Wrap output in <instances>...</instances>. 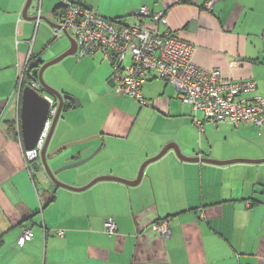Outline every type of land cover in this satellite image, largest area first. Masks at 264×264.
Masks as SVG:
<instances>
[{"label":"crops","instance_id":"0c3cea01","mask_svg":"<svg viewBox=\"0 0 264 264\" xmlns=\"http://www.w3.org/2000/svg\"><path fill=\"white\" fill-rule=\"evenodd\" d=\"M26 1L0 0V264H264V162H206L264 161V130L208 121L197 127L173 84L159 79L145 84L147 107L133 99L125 102L130 109L113 106L104 89L79 96L78 109L70 102L72 108L62 112L48 154L86 142L62 150L49 166L57 171L83 151L101 147L89 162L57 176L65 185L84 188L103 177L136 182L142 166L171 145L199 161H184L170 150L146 167L137 184L108 179L83 191L52 183L41 158L26 165L24 145L10 129L20 118L19 77L29 54L39 64L48 49L55 55L50 59L70 49L66 43L50 46L55 41L50 26L23 19ZM70 3L133 25L143 6L164 13L167 27L161 25L160 32L169 28L193 44L195 65L220 70L233 81L253 80L257 88L243 98L264 97V0H43V17L56 25L55 11ZM28 15L36 18V12ZM91 59L102 85L109 84V61L102 55ZM68 88L58 91L74 96L75 86ZM244 145L253 149L240 152ZM109 218L117 226L113 235L105 231ZM164 220L169 239L154 229ZM26 229L33 238L20 247Z\"/></svg>","mask_w":264,"mask_h":264},{"label":"built area","instance_id":"2783aa9c","mask_svg":"<svg viewBox=\"0 0 264 264\" xmlns=\"http://www.w3.org/2000/svg\"><path fill=\"white\" fill-rule=\"evenodd\" d=\"M36 1L38 27L42 23L43 0ZM64 6V11L58 13L57 26L53 27L54 39H62L67 34L72 37L80 60L101 54L113 66V80L118 95L149 106L143 96V87L151 80L159 79L177 87L179 100L192 108L193 123L199 128L208 121L214 125L228 123L235 128L250 125L264 130V97L243 98L246 93L255 91L257 83L253 80L233 81L220 70H205L195 65L193 56L196 49L193 44L169 28L160 32L161 25L167 27L164 13L154 14L143 6L137 13L138 23L133 25L126 20L110 21L82 4ZM31 58L32 54H29L26 67L19 77L18 99ZM33 88L40 92V86L34 84ZM45 97L50 104L49 115L36 148L33 151L23 150L27 166L40 159L58 112L59 102L48 95ZM20 128L19 118L16 125L18 133H21ZM19 142L22 145L21 138ZM154 229L164 239H169L172 234L167 220L158 221ZM116 230L115 220L107 219L106 233L113 235ZM58 235L64 237L63 232ZM32 238V231L26 229L18 241L19 246L23 247Z\"/></svg>","mask_w":264,"mask_h":264},{"label":"water","instance_id":"95a60500","mask_svg":"<svg viewBox=\"0 0 264 264\" xmlns=\"http://www.w3.org/2000/svg\"><path fill=\"white\" fill-rule=\"evenodd\" d=\"M32 3H33V0H27L26 1L24 11L22 14L23 19L25 21H36V18H30L28 15ZM42 21L52 28L57 26V25L49 22L44 17H42ZM66 36L68 37L70 44H71L70 49L67 52H65L64 54H62L60 57L54 59L53 61H51L49 63H45L44 65H42V67L39 70L38 78H32L31 84L26 86L23 89L22 99H21V111H20L21 128L20 129H21V134H22L23 145L27 151H33L36 148L37 143L39 141V138L41 136V133L44 129V125H45L46 120H47L48 115H49L50 104H49V101L46 99V97L43 95V92L46 93L48 96L55 98L59 102V108H58L57 115L55 117L51 132L48 136V139L46 141L44 149L41 153V160L43 162L44 171L52 183H54L57 186H60V187H63V188L69 189V190H74V191H83V190L93 186L94 184L100 182V181L108 180V179L118 180V181H122V182H125L128 184H137L141 181L146 167L149 164L161 159L170 150H174L176 152L177 156L184 161L194 162V161L200 160L199 158L185 157L181 153V151L179 150V148L177 146L171 145V146L166 147L157 157L147 161L142 166L136 182L129 183L128 181H124L121 179H116V178H112V177H103V178L95 179L88 186H86L84 188H73V187H70L68 185L61 183L57 178V176L61 172H64V171L70 170V169H74V168H77V167L84 165L85 163L92 160L99 153V151L101 149V147H100L97 150H95L93 153H92L91 149H87V150L83 151L82 153H80L78 156H76L74 158V162L72 164L67 165L61 169H58L57 171H52V169L49 166V160L54 159L55 156L57 154H59L62 150L66 149L68 147H71L75 144H80V143L86 142V141H83L80 143H72L69 145H65V146L55 150L53 153L48 154V147H49V144H50L51 139L53 137V134L55 132V128L57 126L59 118L63 112V108H64L65 103L66 102H72L74 104L73 105L74 109H78L81 106V102L77 98L70 96V95H64L63 93L51 88L49 85L46 84V82L43 79L44 72L50 66L59 63L60 61H62L63 59H65L68 56L76 55L77 45H76L75 40L72 37H70L68 34ZM39 66H40V63L30 67L28 69V72L30 73L34 68H37ZM34 84H38L41 87L40 92L33 88ZM109 85L111 87H115V82L113 79L109 83ZM202 160H205V159H202ZM206 162H210V163L216 164V165H226V164H230V163L232 164V163H238V162L259 164V163H263L264 161L240 160V161H232V162H217L214 160H209V161L206 160Z\"/></svg>","mask_w":264,"mask_h":264},{"label":"rangeland","instance_id":"374dc122","mask_svg":"<svg viewBox=\"0 0 264 264\" xmlns=\"http://www.w3.org/2000/svg\"><path fill=\"white\" fill-rule=\"evenodd\" d=\"M33 12H36V0L33 1L32 5L30 7V10H29V13H33ZM42 25H47V24H45L42 21ZM36 36L37 35H35L33 33V36L31 38L32 42L35 41ZM54 38H55V34L53 32V35L51 37V41ZM62 43H66L65 45H67V48H70V46H71L70 41L66 35L62 39H56L54 42H52V44L50 46L53 47L57 44L59 45ZM65 45H63V46H65ZM61 54H63V53H61ZM51 56H55V55L52 53V50L48 49V51L44 57L46 60L44 63H49V62L53 61L54 59L60 57L61 55L50 59ZM100 56L101 55H99V54L97 55V57H100ZM92 60L93 59H91V57H90V58L82 59L79 61L77 59L76 55L68 56L65 59H63L62 61H60L59 63L50 66L44 72L43 79L47 85H49L51 88H53L57 91L58 90L59 91L60 90L66 91L68 86H70V85L75 86V95L73 97L77 98L80 102H82V99L79 96H84V95L90 93V91H92L93 93L98 91L101 94H104V91H103V89H104L107 92H111L112 96L109 98V102L111 104H113V106L121 105V107H124L125 109H130V108L126 107V105H125L126 100H129L130 98L123 96V95H118L115 91V87L111 88L108 84V81H106L102 85L104 79L98 78V75L94 73V69H93L92 63H91ZM83 61L85 63L83 65L78 66V64L83 62ZM107 63L109 64V62H107ZM111 73L113 74L112 68H111ZM73 77L75 79H73ZM87 78H89L91 80V85L86 84L85 80ZM75 82H77V83L74 84ZM94 84L96 85V89H94V86H93ZM85 104H86V107L88 109H93V105L89 104V102L86 101ZM76 111H78V110H76ZM65 114L66 115H65L64 119L68 121L67 117L69 114L68 113H65ZM216 140H217V148L219 150V149H221V146H222V140L218 136L216 137ZM229 141L231 143L235 144V143H237L238 139L235 137H230ZM251 149H253V148H251L248 145H244V146H242V148L239 151L245 153L246 151L251 150ZM65 166H62L61 168L65 167ZM66 171H68V170H66Z\"/></svg>","mask_w":264,"mask_h":264},{"label":"trees","instance_id":"16d2710c","mask_svg":"<svg viewBox=\"0 0 264 264\" xmlns=\"http://www.w3.org/2000/svg\"><path fill=\"white\" fill-rule=\"evenodd\" d=\"M65 7L66 6H59L58 8H57V10L55 11V14L56 15H58V13H59V11H64V9H65ZM95 11V10H94ZM98 13V12H97ZM105 18V17H104ZM106 19H108V18H106ZM108 20H110V21H114V22H121V21H124V19L123 18H118V19H108ZM176 34V33H175ZM97 55H98V53H97ZM99 55H101V54H99ZM96 56V54L95 55H93V56H89V57H86V58H90V57H95ZM33 57V56H32ZM86 58H84V59H86ZM35 60H34V58H31L30 59V62H29V67H28V69L30 68V67H32V66H34V65H36V62H34ZM40 63V66L39 67H37V68H34L30 73L28 72V69H27V71H26V73L24 74V78H23V82H22V90H21V94H20V98L22 99V92H23V89L26 87V86H28V85H30L31 84V79L32 78H38V74H39V70H40V68L42 67V65H44L45 63L44 62H39ZM110 63V62H109ZM110 65H111V68L113 69V66H112V64L110 63ZM113 76V75H112ZM167 84H169V83H167ZM21 99H20V106H21ZM135 101V100H134ZM138 103V102H137ZM141 107H147V106H143V105H141L140 103H138ZM72 108V103H70V102H66L65 103V105H64V108H63V112H65V111H67V110H69V109H71ZM10 129H11V131H12V134H13V136L18 140L19 139V137L21 138L22 136H21V133H18L17 132V129H16V125H15V128H14V126H12V127H10ZM54 200V194L51 196V198H50V200L49 201H53Z\"/></svg>","mask_w":264,"mask_h":264},{"label":"clouds","instance_id":"9594fccd","mask_svg":"<svg viewBox=\"0 0 264 264\" xmlns=\"http://www.w3.org/2000/svg\"><path fill=\"white\" fill-rule=\"evenodd\" d=\"M43 17V16H42ZM36 22V21H35ZM43 95L45 96V95H47L46 93H44L43 92ZM21 136H22V134H21ZM20 138V137H19ZM19 140V139H18ZM21 140H22V137H21ZM22 143H23V140H22ZM40 158H41V156H40Z\"/></svg>","mask_w":264,"mask_h":264},{"label":"flooded vegetation","instance_id":"af4514ba","mask_svg":"<svg viewBox=\"0 0 264 264\" xmlns=\"http://www.w3.org/2000/svg\"><path fill=\"white\" fill-rule=\"evenodd\" d=\"M58 21V20H57ZM52 28V27H51ZM53 29V28H52ZM36 85H38V84H36ZM39 86V85H38Z\"/></svg>","mask_w":264,"mask_h":264}]
</instances>
